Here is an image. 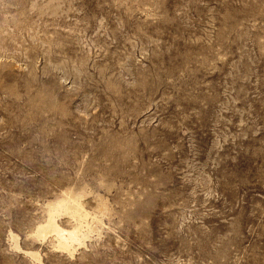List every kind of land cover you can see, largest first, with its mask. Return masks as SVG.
<instances>
[{
  "label": "rangeland",
  "instance_id": "rangeland-1",
  "mask_svg": "<svg viewBox=\"0 0 264 264\" xmlns=\"http://www.w3.org/2000/svg\"><path fill=\"white\" fill-rule=\"evenodd\" d=\"M40 263L264 264V0H0V264Z\"/></svg>",
  "mask_w": 264,
  "mask_h": 264
},
{
  "label": "bare ground",
  "instance_id": "bare-ground-1",
  "mask_svg": "<svg viewBox=\"0 0 264 264\" xmlns=\"http://www.w3.org/2000/svg\"><path fill=\"white\" fill-rule=\"evenodd\" d=\"M81 196L79 193L66 191L47 200L46 218L35 226L33 234L43 240L51 236L59 249L73 253L77 245L85 243L86 237L95 230V224L100 221L97 212H91L84 206ZM62 215H67L74 221L71 227H64L59 223L58 218ZM12 236L16 237L13 234ZM16 245L19 247L17 242ZM27 253L40 259L37 252Z\"/></svg>",
  "mask_w": 264,
  "mask_h": 264
}]
</instances>
